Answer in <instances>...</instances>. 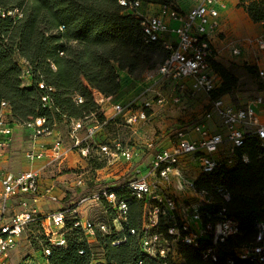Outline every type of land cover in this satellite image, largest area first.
<instances>
[{
	"label": "trees",
	"instance_id": "obj_1",
	"mask_svg": "<svg viewBox=\"0 0 264 264\" xmlns=\"http://www.w3.org/2000/svg\"><path fill=\"white\" fill-rule=\"evenodd\" d=\"M140 1L143 4L170 2ZM238 6L253 22L264 21V0H239ZM156 55L161 57L159 62L153 60ZM167 56L160 42L145 41L139 18L119 5L118 0H0V104L7 103L11 126L40 117L45 120L44 128L52 130L63 119L89 117L95 114L97 107L84 83L104 96H113L119 91L122 72L132 75L137 71L154 70ZM212 65L222 78L212 98L230 95L234 92L236 77L218 62ZM244 66L249 73L257 74L254 66L247 63ZM25 69L31 79L29 86L23 81ZM39 83L52 88L48 93L51 109L42 106L41 97L46 92L39 89ZM76 97L82 102L77 103ZM236 153L245 154L248 161L238 162L231 169L222 168L212 178L199 175L194 185L197 191L210 196V202L199 209L202 223H217L219 217L216 215L224 208V216L238 222L237 233L217 242L216 261L202 259V250L212 245L211 238H204L198 247L178 242L176 255L180 261L169 259L165 260L166 264H225L227 258H232L233 264H248L235 254L238 248L254 241L255 225L264 217V157L253 135L246 136ZM215 186L227 190L228 201L220 197ZM108 189L118 201L125 202L127 214L114 225L112 220L116 213L104 200L99 202H103L112 214L102 222L107 233L95 228L93 239L103 250L101 257L108 264L164 261L142 251L144 200L132 196L125 184L108 186ZM74 221L73 217L65 221L64 246L51 247L44 259L40 248L38 256L45 264L90 263L94 255L92 243H88L79 227L73 226ZM172 223V219L161 220L153 232L166 236V228ZM35 225L40 232L39 224ZM116 241L119 243L112 245Z\"/></svg>",
	"mask_w": 264,
	"mask_h": 264
},
{
	"label": "built area",
	"instance_id": "obj_2",
	"mask_svg": "<svg viewBox=\"0 0 264 264\" xmlns=\"http://www.w3.org/2000/svg\"><path fill=\"white\" fill-rule=\"evenodd\" d=\"M118 3L139 18L145 41L160 42L167 50L168 56L156 69L144 71L145 80L150 84L135 96L134 100L111 105V117H123L128 113L130 115L127 118L128 122H134L137 116L140 119L145 117L143 109H150L153 101L162 106L167 102L178 103L183 95L190 97L204 95L207 98L202 119L190 128L177 130L173 140L165 148L157 150L149 163L146 176L125 183L132 196L143 199L145 202L142 251L147 256L164 260L158 264H166L165 260L170 259L175 262L178 259L176 255L178 242L198 247L201 239L211 238L212 245L202 250V259L210 258L216 261L215 245L227 236L237 233L238 222L233 218H226L222 208L216 215L219 217L217 223L203 224L199 209L204 203L210 202V196L204 191H197L194 181L199 175L212 178L222 168L231 169L238 162L246 163L247 156L238 155L236 150L244 144L247 135L257 138L264 157V123L259 120L257 113L259 107L264 108V99L259 96L244 105H231L223 102V96L215 98L211 96L222 82V78L212 65L217 56L212 37L219 32V11L225 8L223 0H170L166 4H143L140 0H118ZM143 5L144 7L157 6L158 9L154 13L148 12V9L141 11L140 7ZM172 21L179 23L174 29L168 28V23ZM261 22L264 23V21ZM172 35L174 39L171 38ZM255 43L258 49H264V36L258 37ZM231 47V54L239 55V47L234 44ZM51 67L54 68L53 65ZM28 73L25 69L24 75L28 76ZM257 75L264 79V71L257 70ZM167 83H172L168 93L162 96L157 94L159 87ZM39 89L46 92L41 97L42 106L51 109L52 100L48 93L52 91V88L39 83ZM98 94L101 96L100 102L103 100L109 102L110 97L104 98L102 94ZM152 94H154L153 98H145V101L138 104L140 97ZM76 102L81 103V98L76 97ZM96 104L100 107V103ZM0 107L1 161L9 147L13 126L8 122V115L3 112L8 109L7 103L2 102ZM130 107H136L139 113L136 115L127 112ZM100 109L102 110L101 107ZM44 123V118L39 117L18 126L29 130L30 137L34 141L40 136L52 135V130L44 128ZM79 128L80 122L74 121L72 123L73 137L77 138L75 132ZM191 131L198 132L199 138L188 139L186 136ZM67 151L63 149L57 137L52 141L50 148L34 150L31 147L25 155L31 162L49 157V163H61ZM122 154L129 157L128 152ZM186 156L198 162L199 172L195 179L190 180L185 177L181 169L182 158ZM40 170L42 168L13 174L0 169V264H5L8 254L31 224H39L40 233L46 242L41 247L43 259L50 254L51 247L65 245L63 229L67 217L75 219L73 226L81 229L87 236L88 243L93 240L95 228L107 233L108 229L102 222L95 224L90 219L80 217L79 209L88 202L98 203L104 200L116 213L112 220L114 225H117L119 220L125 219L127 214L125 202L118 201L114 193L109 191L108 186L89 197L80 198L71 206L41 214L36 207L32 206V203H35L44 192L49 194L50 190L41 188ZM135 172L140 171L137 169ZM153 174L156 179L149 182L148 179ZM170 175L179 181H184V184L179 182L178 187L181 191H185L184 195L191 194L194 197L193 202L181 201V197L171 191ZM161 181L166 185L163 186ZM215 188L224 201L229 200V194L223 186H215ZM15 198L18 199L20 209L9 216L6 212L7 202ZM166 219L173 220L172 225L166 228L168 237L162 233L153 232L159 221ZM191 220L196 222V226L191 223ZM255 231L254 241L238 248L235 255L241 260L248 261V264H264V217L256 223ZM118 243L119 241L112 242V245ZM24 264H35V261L32 258ZM89 264L108 263L101 256L94 254ZM225 264H233V259L227 258Z\"/></svg>",
	"mask_w": 264,
	"mask_h": 264
},
{
	"label": "rangeland",
	"instance_id": "obj_3",
	"mask_svg": "<svg viewBox=\"0 0 264 264\" xmlns=\"http://www.w3.org/2000/svg\"><path fill=\"white\" fill-rule=\"evenodd\" d=\"M227 2L230 1L228 0ZM145 9H148L150 13H154L158 8L157 6L144 7V5L140 7L141 11ZM178 25L177 21H172L168 23V28L174 29ZM218 35H213L212 38L215 39ZM171 38L174 39V35ZM229 44L238 46L234 42ZM153 60L159 62L161 57L156 55ZM218 61L237 80L234 92L223 96L222 100L224 103L244 105L249 100L259 96L264 99L262 92L259 90L263 87V82L257 74L249 73L240 61H231L227 64H224L220 59ZM128 76L130 77H126L122 81V89L113 95L112 98L102 94L104 98L110 97L109 102L105 100L100 102L101 96L98 94L99 92L97 93L83 80L86 89L91 94L93 103L97 107L95 114L93 113L91 116L84 117L81 120L68 121L63 119L60 124L56 123L54 125L55 129H52L51 136L39 137L42 140L49 137H52L53 140L57 137L60 139L63 149L68 150L65 159L61 163H49L47 159L29 161L25 155L30 148L29 135L19 131L15 134V137L13 136L14 142L12 146L7 148L10 154L7 168L11 173L18 174L24 170H36L35 168L47 163L40 170L41 181L43 182L42 187L49 188L50 192L48 195H46V192L41 195V200L46 202V204L41 206L38 209L39 211L37 210L38 212H52L61 207L66 208L70 204L77 203L82 197H89L91 194L97 193L106 185L122 187L127 182L146 176L149 171V163L157 150L165 148L173 140V135L177 130L190 128L202 119L207 103V98L204 95L196 98H188L183 95L178 103L167 102L162 106L153 101L150 107L151 110L143 109L145 117L140 119L137 116L134 122H128L127 118L130 116L128 113L123 117H111V105L119 102L128 103L134 100V97L150 84L149 81L145 80L143 71H137ZM171 86L172 83H167L159 87L157 94L161 96L167 94ZM153 96L154 94L140 97L138 104H141V101H145V98L151 99ZM96 103H100L102 110ZM127 112L135 113L136 115L139 113L136 107H130ZM74 121L80 122V128L75 132L77 138L73 137L72 133V123ZM186 137L188 139H197L199 138V133L191 131ZM123 152H128L129 157L123 155ZM187 157L182 158L181 169L185 177L190 180L195 179L199 172L198 162ZM137 169H139V173L135 172ZM154 179L156 178L153 174L148 181L151 182ZM170 182L171 191L176 196L182 197L185 191H181L178 184L179 182L184 184V181H179L170 175ZM161 184L163 186L166 185L162 181ZM50 196L54 197V199H51ZM189 196L192 198L190 202H193L194 197L191 194ZM11 201H13V208L19 207L17 198ZM7 205H9V201ZM79 212L81 218L90 219L95 224L97 222H105L112 216L110 210L103 202H88V204L79 209ZM12 214L13 212L9 211V216ZM191 223L196 226L195 221L191 220ZM90 243H92L93 253L103 256V250L95 242V239L92 242L90 240ZM44 244L45 240L41 236L38 227L35 224H31L22 233L4 263L24 264L30 261L34 255L38 256V251ZM177 261H180V259H177Z\"/></svg>",
	"mask_w": 264,
	"mask_h": 264
},
{
	"label": "crops",
	"instance_id": "obj_4",
	"mask_svg": "<svg viewBox=\"0 0 264 264\" xmlns=\"http://www.w3.org/2000/svg\"><path fill=\"white\" fill-rule=\"evenodd\" d=\"M223 1L225 3V8L219 11V18H218L219 35L217 38L213 39L212 41L213 46L217 52L215 61L219 63L218 60L220 59L222 62H224V64H227L228 62H231V61L232 62L240 61L241 64L247 63V65L254 66L257 70L264 71V49L262 50L258 49L257 44L255 43V40L258 37L264 36V23L253 22L249 18L245 10L242 7L238 6L239 0H229L230 2H227L228 0H223ZM232 42L238 44L237 47H239L240 49V54L237 56H233L231 54V47H230L231 45L229 43L232 44ZM120 77L121 79H120L119 91L122 89V86H123L122 81H124V78L130 77V76H128L126 72H122L120 74ZM23 78H24L23 81L25 85L29 86L31 83V79L28 78V76L23 77ZM261 81L263 82V90L261 92H262V96L264 97V79H262ZM3 112H5L7 115L10 113L8 109H5ZM257 113H258L259 120L264 123V108L259 107V109H257ZM19 131H23L25 134L29 135L30 137V134H31L30 131H27L26 129H24V127L13 125V131H12V136L10 138L9 147L12 146L14 142L13 140H14L15 134ZM52 141H53L52 137H49L48 139H43V140L41 138H37L34 141H32L30 137V148L32 147L34 148V150L48 149L51 147ZM9 159H10V154H9V151H7L4 157L0 161V169L4 172H10L7 168V161ZM44 159H47V161L49 160V158L47 157L41 160H44ZM45 165L41 167H37L35 169L36 170L40 169L44 167ZM26 171H29V170H24L23 172H26ZM42 185H43V182H42ZM46 188L47 187H44V188L42 187V189L44 190ZM46 195L48 194L46 193ZM189 195L190 194H187V195L183 194L181 197V201L192 200V198ZM32 204L38 210L41 206L45 205L46 202L42 201L41 196H40L39 198H37L36 202ZM12 205H13V201H9V205H7V209H6V212L8 215H9V211H12L14 213V212L19 211L20 209L19 207L13 208ZM46 213L48 212H43L41 214H46ZM32 258L34 259L35 264H45L39 256L34 255Z\"/></svg>",
	"mask_w": 264,
	"mask_h": 264
},
{
	"label": "bare ground",
	"instance_id": "obj_5",
	"mask_svg": "<svg viewBox=\"0 0 264 264\" xmlns=\"http://www.w3.org/2000/svg\"><path fill=\"white\" fill-rule=\"evenodd\" d=\"M219 230V228H217Z\"/></svg>",
	"mask_w": 264,
	"mask_h": 264
}]
</instances>
